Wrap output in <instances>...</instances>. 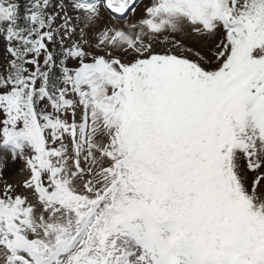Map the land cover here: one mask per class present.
I'll return each mask as SVG.
<instances>
[{
  "label": "snow or ice",
  "instance_id": "6c2138e0",
  "mask_svg": "<svg viewBox=\"0 0 264 264\" xmlns=\"http://www.w3.org/2000/svg\"><path fill=\"white\" fill-rule=\"evenodd\" d=\"M0 264H264V0H0Z\"/></svg>",
  "mask_w": 264,
  "mask_h": 264
}]
</instances>
